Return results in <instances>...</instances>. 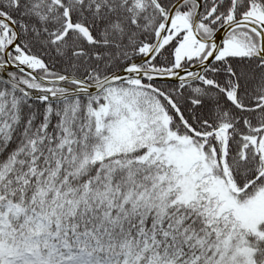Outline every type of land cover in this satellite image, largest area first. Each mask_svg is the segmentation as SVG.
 Here are the masks:
<instances>
[{"label":"snow or ice","instance_id":"snow-or-ice-1","mask_svg":"<svg viewBox=\"0 0 264 264\" xmlns=\"http://www.w3.org/2000/svg\"><path fill=\"white\" fill-rule=\"evenodd\" d=\"M0 264H264V0H0Z\"/></svg>","mask_w":264,"mask_h":264}]
</instances>
